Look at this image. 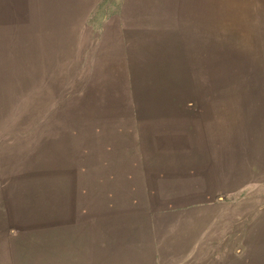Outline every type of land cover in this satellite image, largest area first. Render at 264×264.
Here are the masks:
<instances>
[{"label":"rangeland","instance_id":"374dc122","mask_svg":"<svg viewBox=\"0 0 264 264\" xmlns=\"http://www.w3.org/2000/svg\"><path fill=\"white\" fill-rule=\"evenodd\" d=\"M256 255L264 0H0V264Z\"/></svg>","mask_w":264,"mask_h":264},{"label":"crops","instance_id":"0c3cea01","mask_svg":"<svg viewBox=\"0 0 264 264\" xmlns=\"http://www.w3.org/2000/svg\"><path fill=\"white\" fill-rule=\"evenodd\" d=\"M39 218H40V216H39ZM36 219H38V216ZM251 264H264V255L253 256V260H252Z\"/></svg>","mask_w":264,"mask_h":264},{"label":"bare ground","instance_id":"6f19581e","mask_svg":"<svg viewBox=\"0 0 264 264\" xmlns=\"http://www.w3.org/2000/svg\"><path fill=\"white\" fill-rule=\"evenodd\" d=\"M11 3V2H10ZM56 3V2H55ZM15 17V16H14ZM62 171V170H61ZM38 199V198H37Z\"/></svg>","mask_w":264,"mask_h":264}]
</instances>
